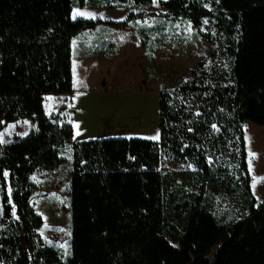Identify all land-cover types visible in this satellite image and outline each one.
<instances>
[{"label": "trees", "instance_id": "obj_1", "mask_svg": "<svg viewBox=\"0 0 264 264\" xmlns=\"http://www.w3.org/2000/svg\"><path fill=\"white\" fill-rule=\"evenodd\" d=\"M152 3L0 0V130L19 118L34 125L0 142V264H211L215 246V264H264V202L252 193L243 130L244 121L264 126V88L246 91L238 68L245 41L260 30L244 29L242 13L264 10V0L160 1L197 30L210 22L213 32H198L216 48L209 62L159 91L158 140L72 142L65 117L45 113V95L71 91L73 36L98 23L121 28L146 13L72 19L73 8ZM71 142V252L62 257L38 235L31 175L61 164ZM167 162L182 167L168 171Z\"/></svg>", "mask_w": 264, "mask_h": 264}, {"label": "rangeland", "instance_id": "obj_2", "mask_svg": "<svg viewBox=\"0 0 264 264\" xmlns=\"http://www.w3.org/2000/svg\"><path fill=\"white\" fill-rule=\"evenodd\" d=\"M160 1L164 0H153L152 6L146 10L130 7L100 11L89 7L73 9L72 18L109 16V19L119 21L125 19L128 11H146L142 17L135 16L129 23L136 29L142 28L146 34L143 52L138 44L130 57L120 51V37L112 38L108 48H113L108 54L110 58L113 52L119 54L118 63L110 61L101 65L103 72L109 71V88L103 89L106 78L100 77L99 71L94 69L85 88L79 89L81 93H87V96L79 97L83 101L82 109L77 111L74 106L70 111L62 94L45 95V113L59 112L65 117L72 125V142L106 138L158 140L159 91L172 88L175 83L186 79L188 70L197 62L210 61V53L216 46L213 42L204 41L198 31L213 32L212 24L204 21L197 30L188 20L166 14ZM113 3L110 1L109 5ZM242 21L244 29L251 25L260 28L245 41L238 60L239 80L245 90L252 93L264 88V10L247 8L242 13ZM61 106L64 108L59 110ZM32 128L34 125L28 119L19 118L0 130V142L25 137ZM243 130L251 189L264 194V126L244 121ZM72 142L63 148L61 164L31 175L36 185L31 204L42 219L38 235L46 245L57 249L62 257L69 256L71 252L69 179L72 174ZM166 167L170 171L182 166L167 162ZM1 209L0 204V215ZM216 255L215 246L209 255L211 264H215Z\"/></svg>", "mask_w": 264, "mask_h": 264}, {"label": "crops", "instance_id": "obj_3", "mask_svg": "<svg viewBox=\"0 0 264 264\" xmlns=\"http://www.w3.org/2000/svg\"><path fill=\"white\" fill-rule=\"evenodd\" d=\"M88 7V6H85ZM76 8V7H75ZM80 8V7H79ZM82 8V7H81ZM84 8V7H83ZM100 10H115V9H124L127 8L125 6L121 7H108V6H99V7H89ZM74 9V8H73ZM129 12V11H128ZM100 13V12H98ZM73 14V10L71 12V17ZM109 17V16H108ZM108 17L97 18L102 21H119L116 18L109 19ZM82 18V17H74ZM87 19V18H83ZM87 20H96V19H87ZM120 37L122 44H119L120 51L129 57L132 55V52H135L134 49L139 44L141 50L143 52V46L141 35L139 34L138 29L134 28L131 24H128L124 27L117 28L110 24L106 23H98L95 24L91 28H86L73 36L71 40V70H72V86L71 91L64 95L69 110L71 111V107H77V111L82 109V100L81 96H87V93H81L79 89H84L86 84L91 79V74H93L94 69L99 71L100 77L106 78L105 82V91L109 88V82L107 78L110 74L108 70L105 72L102 71L101 65L107 64V62L112 61V63L117 64L120 58L119 54L115 52L112 53V57L108 54L109 50L113 47L108 48V44L112 42V38ZM73 39L75 41H73ZM115 57V58H114ZM92 60V61H91ZM142 91V90H141ZM80 92V93H79ZM104 91H99L102 93ZM45 99V97H44ZM44 104V103H43ZM249 168V167H248ZM249 170V169H248ZM252 193L257 201V203L264 202V194L260 193V191H254L252 189Z\"/></svg>", "mask_w": 264, "mask_h": 264}, {"label": "snow or ice", "instance_id": "obj_4", "mask_svg": "<svg viewBox=\"0 0 264 264\" xmlns=\"http://www.w3.org/2000/svg\"><path fill=\"white\" fill-rule=\"evenodd\" d=\"M156 138H158V137H153V139H156ZM4 175L7 176V173H5Z\"/></svg>", "mask_w": 264, "mask_h": 264}, {"label": "built area", "instance_id": "obj_5", "mask_svg": "<svg viewBox=\"0 0 264 264\" xmlns=\"http://www.w3.org/2000/svg\"><path fill=\"white\" fill-rule=\"evenodd\" d=\"M130 159H131V157H130Z\"/></svg>", "mask_w": 264, "mask_h": 264}, {"label": "bare ground", "instance_id": "obj_6", "mask_svg": "<svg viewBox=\"0 0 264 264\" xmlns=\"http://www.w3.org/2000/svg\"><path fill=\"white\" fill-rule=\"evenodd\" d=\"M62 226V225H61Z\"/></svg>", "mask_w": 264, "mask_h": 264}]
</instances>
